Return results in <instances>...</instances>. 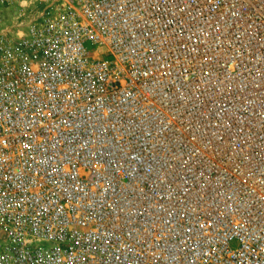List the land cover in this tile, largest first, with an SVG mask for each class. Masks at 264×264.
<instances>
[{
    "label": "built area",
    "instance_id": "built-area-1",
    "mask_svg": "<svg viewBox=\"0 0 264 264\" xmlns=\"http://www.w3.org/2000/svg\"><path fill=\"white\" fill-rule=\"evenodd\" d=\"M40 2L0 32V264H264V0Z\"/></svg>",
    "mask_w": 264,
    "mask_h": 264
},
{
    "label": "rangeland",
    "instance_id": "rangeland-1",
    "mask_svg": "<svg viewBox=\"0 0 264 264\" xmlns=\"http://www.w3.org/2000/svg\"><path fill=\"white\" fill-rule=\"evenodd\" d=\"M42 5L40 0H3L0 2V32L23 33ZM89 51L94 53L95 47Z\"/></svg>",
    "mask_w": 264,
    "mask_h": 264
}]
</instances>
